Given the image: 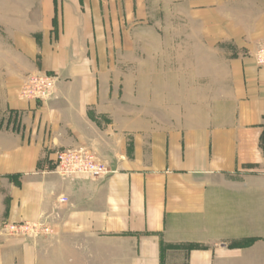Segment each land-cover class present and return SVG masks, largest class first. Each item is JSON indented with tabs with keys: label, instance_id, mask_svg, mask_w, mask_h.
<instances>
[{
	"label": "crops",
	"instance_id": "crops-1",
	"mask_svg": "<svg viewBox=\"0 0 264 264\" xmlns=\"http://www.w3.org/2000/svg\"><path fill=\"white\" fill-rule=\"evenodd\" d=\"M0 27V264H264V0H0ZM79 148L108 173H55Z\"/></svg>",
	"mask_w": 264,
	"mask_h": 264
},
{
	"label": "built area",
	"instance_id": "built-area-1",
	"mask_svg": "<svg viewBox=\"0 0 264 264\" xmlns=\"http://www.w3.org/2000/svg\"><path fill=\"white\" fill-rule=\"evenodd\" d=\"M254 59L257 65L264 66V42L255 51ZM57 81V75L47 72L30 74L23 82L19 95L25 99L48 100L54 95ZM54 172L62 177L86 175L98 178L107 174L108 169L92 152L79 148L57 151ZM3 229L8 235L23 237L49 235L52 232L51 227L42 220L4 223Z\"/></svg>",
	"mask_w": 264,
	"mask_h": 264
},
{
	"label": "rangeland",
	"instance_id": "rangeland-1",
	"mask_svg": "<svg viewBox=\"0 0 264 264\" xmlns=\"http://www.w3.org/2000/svg\"><path fill=\"white\" fill-rule=\"evenodd\" d=\"M1 27H0V67L4 66H14L15 58L13 54V49L10 47V43L4 40V35L1 34ZM157 32H160V30H157ZM176 60V59H175ZM174 59L168 60V62L163 61V59H156L158 65H177L178 62H175ZM1 71V70H0ZM33 73H28L23 77V82L27 79V77ZM3 76V75H2ZM1 93V91H0ZM34 100V99H33ZM2 101H0V112L2 111ZM23 237V236H21Z\"/></svg>",
	"mask_w": 264,
	"mask_h": 264
},
{
	"label": "trees",
	"instance_id": "trees-1",
	"mask_svg": "<svg viewBox=\"0 0 264 264\" xmlns=\"http://www.w3.org/2000/svg\"><path fill=\"white\" fill-rule=\"evenodd\" d=\"M263 140H264V138H263Z\"/></svg>",
	"mask_w": 264,
	"mask_h": 264
}]
</instances>
